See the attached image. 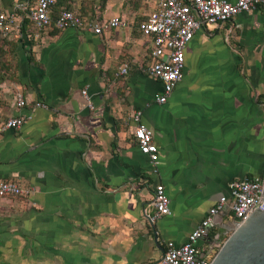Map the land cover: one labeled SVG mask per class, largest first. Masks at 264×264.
<instances>
[{
    "label": "crops",
    "instance_id": "obj_1",
    "mask_svg": "<svg viewBox=\"0 0 264 264\" xmlns=\"http://www.w3.org/2000/svg\"><path fill=\"white\" fill-rule=\"evenodd\" d=\"M34 5L0 0L15 18L0 36V122L31 117L0 135V180L29 193L0 198V264H162L166 243L184 244L231 181L263 174L264 6L198 30L182 81L158 104L138 29L156 0L56 1L53 15L122 19L100 36L39 32L27 18ZM136 111L153 132L157 172L134 140ZM157 184L170 215L153 219Z\"/></svg>",
    "mask_w": 264,
    "mask_h": 264
},
{
    "label": "built area",
    "instance_id": "obj_2",
    "mask_svg": "<svg viewBox=\"0 0 264 264\" xmlns=\"http://www.w3.org/2000/svg\"><path fill=\"white\" fill-rule=\"evenodd\" d=\"M57 0H35L33 9L28 12V20L33 27L41 32L47 29L58 31H92L102 35L111 29L123 25L120 17L99 23L94 17L86 21L82 15L72 10L62 8L53 15V7ZM259 6H264V0H236L234 3L226 0H156L155 8L140 21L138 29L141 35L149 39V63L147 75L161 83L162 91L154 95L158 104L167 102L173 89L182 81L185 63V49L195 33L202 27L217 25L229 21L232 17L250 12ZM15 26L13 14L0 10V36L6 38ZM123 67L119 75H126ZM82 96L91 105L87 89L81 91ZM25 106L21 97L15 101V107ZM36 107H42L36 104ZM31 119L30 116H18L0 122V135L9 130L22 127ZM135 124L134 140L139 152L149 159L152 171L157 172L159 164L158 149L153 141V132L142 121V113L136 111L131 116ZM263 190L262 177H252L233 180L228 185V193L218 197L214 206L208 209L202 221L188 235L182 245L167 242L162 257V264H211L218 250L214 246V237H209L212 222L219 215L230 216L242 224L256 209L264 210L261 200ZM19 183L0 180V198H19L28 195ZM155 215L153 219L170 215V200L163 185L154 186L152 193ZM207 243V251L202 252L199 242Z\"/></svg>",
    "mask_w": 264,
    "mask_h": 264
},
{
    "label": "water",
    "instance_id": "obj_3",
    "mask_svg": "<svg viewBox=\"0 0 264 264\" xmlns=\"http://www.w3.org/2000/svg\"><path fill=\"white\" fill-rule=\"evenodd\" d=\"M261 177V200L264 202V171ZM223 217L219 215L212 222L217 233L211 251H218L211 264H264V210L256 209L240 225L237 219L229 220L226 225Z\"/></svg>",
    "mask_w": 264,
    "mask_h": 264
},
{
    "label": "rangeland",
    "instance_id": "obj_4",
    "mask_svg": "<svg viewBox=\"0 0 264 264\" xmlns=\"http://www.w3.org/2000/svg\"><path fill=\"white\" fill-rule=\"evenodd\" d=\"M263 171H264V169H263ZM226 238H227V237H226ZM226 238H225V239H226Z\"/></svg>",
    "mask_w": 264,
    "mask_h": 264
}]
</instances>
